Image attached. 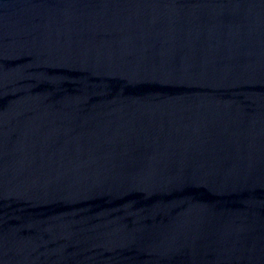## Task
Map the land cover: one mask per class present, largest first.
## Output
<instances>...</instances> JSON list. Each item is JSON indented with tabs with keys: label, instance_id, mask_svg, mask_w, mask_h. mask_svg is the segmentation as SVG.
<instances>
[{
	"label": "water",
	"instance_id": "1",
	"mask_svg": "<svg viewBox=\"0 0 264 264\" xmlns=\"http://www.w3.org/2000/svg\"><path fill=\"white\" fill-rule=\"evenodd\" d=\"M0 264H264V0H0Z\"/></svg>",
	"mask_w": 264,
	"mask_h": 264
}]
</instances>
